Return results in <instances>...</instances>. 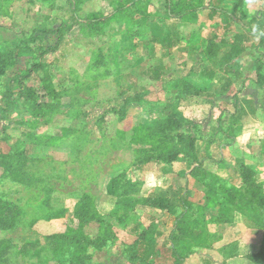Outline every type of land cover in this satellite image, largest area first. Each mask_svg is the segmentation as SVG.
Returning a JSON list of instances; mask_svg holds the SVG:
<instances>
[{"label": "rangeland", "instance_id": "obj_1", "mask_svg": "<svg viewBox=\"0 0 264 264\" xmlns=\"http://www.w3.org/2000/svg\"><path fill=\"white\" fill-rule=\"evenodd\" d=\"M77 1L0 0V54L12 56L2 82L12 89V101L17 100L6 119L0 115V155L21 153L26 158L22 172H30L34 179L27 184L13 180L0 163V219L9 206L24 218L20 227L0 228V250L6 249L0 264H59L51 245L59 240L58 235L68 237L60 261L74 257L79 249L74 260L84 256L83 262L90 264H133L125 246L136 241L130 229L137 221H142L140 229H164L159 244L173 247L169 236L165 237L172 229L178 236L185 231L196 238L198 231L205 229L207 234V225L216 224L214 217H232L228 222L240 219L221 226L228 242L226 259L237 257L239 261L233 264L255 263L251 252L264 251V210L251 205L241 166L254 167L264 185V125L239 109L242 96H232L238 88L230 95L207 92L201 97L177 98L176 85H170L187 74L209 85L207 73L212 67L217 69L218 63L208 60L207 49L218 57L227 54L230 47L222 41L238 32L249 34L248 49L240 59L250 63L246 81L252 85L255 60L264 66V0H176L189 11L196 8L189 5L203 1L195 10L197 16L188 17H170L168 0ZM211 6L229 10L230 15L217 11L210 19ZM95 15L101 21L110 20L92 31L88 18ZM254 22L262 23V29L253 30ZM179 35L188 43L169 49L168 37ZM164 63L169 65L168 75L154 80L151 68ZM1 98L0 94V107L5 108ZM175 100L193 123L189 135L198 149L202 171L201 175L195 172L198 177L192 173L195 164L185 158L170 166L146 162L150 154L176 146L167 136H160L164 117L173 113L166 104ZM257 102L264 106V93ZM259 119L264 120V114ZM168 133L177 136L185 131ZM165 167L170 171L166 181L160 180ZM123 177L132 184L124 185L119 197L109 195L108 183ZM149 177L154 183H148ZM211 187H216L217 194L209 203ZM164 192L176 194L177 214L157 204L137 202L131 209L122 204L129 198ZM228 192L245 194L231 196L233 201L224 207L216 204ZM118 217L128 218L119 222ZM191 217L198 223L189 230ZM102 223L109 228L106 238L96 245L93 241L102 235ZM248 229L257 230L256 241L247 237ZM203 233L208 241V234ZM28 241L37 243L20 249ZM180 250L178 241L176 258L181 261L184 253ZM173 259L165 264H174Z\"/></svg>", "mask_w": 264, "mask_h": 264}, {"label": "trees", "instance_id": "obj_2", "mask_svg": "<svg viewBox=\"0 0 264 264\" xmlns=\"http://www.w3.org/2000/svg\"><path fill=\"white\" fill-rule=\"evenodd\" d=\"M77 1V0H76ZM81 0H78L76 3H80ZM133 1V3L137 4L138 2L142 1V0H130ZM149 1V0H146ZM189 4H192L189 2ZM200 5L203 6V1H200L198 4H194V5H189V6H193L196 7L195 10L198 7H201ZM79 8V6L77 7ZM167 12L168 15L171 17L174 15H178V17H188L189 14H195L196 16V11L195 10H186V7H180L179 1L176 0H168L167 3ZM211 9L213 12L217 13V11L226 13V14H230L229 10L226 9H222V8H218L216 6H211ZM89 22L88 24L91 26V30L92 31H97L99 29V27H101L102 24H107L108 21L110 20V17L104 18L103 21H101L100 19L96 18V15L88 18ZM85 22V21H84ZM102 23V24H101ZM262 23H258V28L262 29L261 26ZM97 28V29H94ZM259 32H262L261 30ZM264 36V33L262 32V34ZM247 38L246 34H239L236 35V40H238V42H244L246 41L245 39ZM250 39V38H249ZM248 39V40H249ZM261 40L264 41V37L261 38ZM173 44V43H172ZM170 45V44H169ZM242 51L241 47L238 46L237 44H234L230 53L228 55H226V59L230 60L232 59L233 56L238 55L240 52ZM12 62V56H8V58H4L3 55L0 54V94L2 97V101L4 102V104L6 105V107H0V115H2V118H6L7 114L14 108H16V103L17 100L12 101V89L10 88L9 85L4 86V83L2 82V79L6 76L7 74V70L8 67L10 65V63ZM263 66V64H261ZM258 67V71L260 74V70L262 71V73L260 74V83H264V71L262 70V66ZM154 75L156 77V79L160 78V68L154 69ZM174 85H176L175 87L177 88L178 91V95L179 97L177 98H181V97H185L187 95H192V96H203L205 94V89L201 88L199 86H194L192 84H190V82L186 79V78H181L178 79L177 81L174 82ZM173 85V86H174ZM27 96V97H26ZM26 99H29V94H26ZM16 101V102H15ZM246 103H248L249 105V110L252 111V101H248L247 99H245ZM15 102V103H14ZM131 102V101H130ZM16 105V106H15ZM166 108L170 109L173 113L170 114L169 116H165L163 123L160 125V136H167L168 138H170L169 140L173 141L176 146L172 147V148H168L165 151H162V153L160 152L159 155H154V154H150L148 156V158L146 159V162L148 161H155L156 163L160 162L162 164H167V165H172L174 164L176 161H178L180 158H185L186 160H189L191 162H193V165L195 164V168H194V172L192 171V173H194L195 177L196 173L198 172L200 167V159L198 156V149L196 148L195 145V140L194 139H190V133L189 130H191L190 125H192V121L188 120L184 114L179 111V106H178V102L177 100H175L174 102L170 103V104H166ZM251 108V109H250ZM250 111V112H251ZM168 131H177V132H184L185 133H181L180 135L177 136H171L170 133H168ZM195 139L197 138L196 135H194ZM163 140H165L163 138ZM26 158L21 154V153H17V152H13L10 154H4L2 153L0 155V163L3 165L4 171L6 172V174H8V176H12L13 180H20V182L23 184H27L30 181L32 182V180L34 181V179H32L33 175L30 172H22V169L24 167H26ZM164 166V165H163ZM241 176H242V181L245 184V188L248 192L249 195V200L251 199L252 202V206H254V208H258V209H262L264 210V185L263 182H260L258 180V178L256 177V172L249 166V164L244 163L241 166ZM21 170V171H20ZM164 171H166V167L165 169H163ZM22 172V173H21ZM202 171H199V174L201 175ZM32 184V183H31ZM132 184V181L130 179H126V177L123 178H114L112 179L108 185H107V192L109 195L114 196V197H119L120 195V190L124 185H130ZM45 186V184H44ZM216 187H211L208 191V197H209V203L213 202L214 197L216 196L217 192L214 191ZM237 191V190H236ZM235 192V189H234ZM231 192H228L226 194H224L223 200H220V202H218V200H216V204H221L226 205V203H230L231 201H233L234 197L231 198V196H236V197H242L245 193H241L239 192L238 194H233ZM173 196V198H172ZM86 198V197H85ZM140 202L142 204H157L160 205V209H166L167 211H171L174 215L177 214V207L179 206L178 203H180V201L177 200V196L176 194L174 195H170L167 194V192L164 193H160L159 195H152L149 196L148 198H144V197H140L139 199H134V198H129L126 201H122V204L125 207L128 208H133L134 205ZM182 202V200H181ZM184 204H187V202L184 201ZM189 205H187L188 207ZM181 207V206H180ZM185 208V207H184ZM8 213L7 215H5L3 219H0V228L1 229H15L17 227H20L23 223V217L20 219L16 213V207H12L9 206L7 208ZM13 214V215H12ZM85 214V213H84ZM264 215V212H263ZM54 217V216H53ZM90 219H95L96 217H89ZM126 218V219H125ZM118 217L119 221L123 222L125 220H127L128 217ZM188 218V217H187ZM193 217L190 218L191 222L189 224H191V226L193 224H195V226L197 225V221L195 222L193 219ZM85 220V219H84ZM189 220V221H190ZM215 221H220L222 220V217H214ZM136 224L141 225V223L139 221L136 222ZM109 228L108 224H104L102 223V229H101V236L100 238H98V240L93 241L94 244L96 245H100L101 244V239L102 238H106V231ZM155 234L157 236L160 235L159 232L154 231L153 229L149 228L147 230H145L144 234H142V240L140 242H142V250H135L134 246H138L139 245V241H135V243L128 248V259L133 263V264H151V259L154 258L156 256V247H157V239L155 238ZM77 236L81 239L84 238L83 233L81 234L80 232H77ZM59 240H57L56 242L51 243V245L53 246L52 249V253L56 254L57 253V257L55 258L56 262L59 264H90V263H85L83 262V258L84 256L80 257L76 260H74V258L77 255V252L79 251V249H77L75 251V256L74 257H70V259L66 260V261H60L61 256L64 253V245H63V241L64 239H68V237H66L65 235H58ZM179 236H175V238H177L178 240ZM199 238V239H198ZM197 240H201L200 237H198ZM186 238H183V241H181V243H179L180 247L182 246H187L185 243ZM179 241V240H178ZM37 242L36 241H28L26 242L24 245H22L20 247V249L24 250L26 249L27 246L31 247L34 246ZM178 245H176L177 247ZM6 251V249H1L0 250V257L4 256V252ZM2 259V258H0ZM253 259L255 261L256 264H264V251H262L259 254H256L253 256ZM59 260V261H57Z\"/></svg>", "mask_w": 264, "mask_h": 264}, {"label": "crops", "instance_id": "obj_3", "mask_svg": "<svg viewBox=\"0 0 264 264\" xmlns=\"http://www.w3.org/2000/svg\"><path fill=\"white\" fill-rule=\"evenodd\" d=\"M142 1H145V0H142ZM142 1H140V2H142ZM149 1H147V2H149ZM140 2H138V3H140ZM166 6H167V1H166ZM197 12L198 11H196V16L198 14ZM217 14H218V12L215 13L211 9V11L209 13V18L214 19ZM226 15L229 16L230 14H226ZM252 29L257 30L258 29V23L254 22ZM192 34L193 33H191V36H192ZM239 34H244V32L243 33L238 32L236 34H233L232 37H225L223 39L222 42H224V44L226 46L229 45V47H230L229 49H227L228 50L227 54H223L220 57H218V56H215L216 55L215 51H213L212 49H207L208 55H206V56L208 57V60L216 59L217 63H218L217 69L213 70V67H212L211 71H209L207 73L209 76V78L207 80V82H209V85H204V84L202 85V84L196 82L194 79H192V76H190L188 74L180 77L179 79L186 78L190 82V84L204 88L206 90L205 93L209 92L210 96L211 95L214 96V94H220V95H227L228 94V95H230L234 88H238L237 92L235 91L234 93H232V96H235L236 94H240V96H242V98L239 99V102L241 101L240 102L241 105L239 104V109L244 111V113H247L248 116L252 118V120L258 121L259 123H263L262 125H264L263 119L258 120L259 115L264 114V106L263 107L259 106V104L257 102L258 98H260V96L264 93V83L259 82L260 74L262 73V71L260 70V74H259L258 67L261 65V62L258 61V59L255 60V63L253 65L255 76L252 75L253 76V78L251 80L252 85L249 84L250 85L249 86L247 84V81H246V78H248L249 75L246 74V71L249 70L250 63H247L246 60H241L240 57L248 49L246 44L249 43L248 41L250 39L248 40L249 34H247L246 35L247 38L245 39L246 41H244L242 43L238 42V40H236V35H239ZM195 37H197V35H195ZM156 38L160 40L159 37H156ZM230 38H232V40L229 41L230 44H227L228 40ZM174 39H175V41H174ZM188 41H190V40L188 39ZM187 43L188 42L184 41V37H182L181 35H179L175 38L169 36L167 39V45L166 46L170 49V48H176L179 46L180 47L185 46ZM214 43H215V41H214ZM234 44H237L238 46H240L242 51L238 55L233 56L232 59L227 60L226 55H228L230 53ZM189 45L192 46L191 41H190ZM195 46H196V44L194 45V47ZM198 46H201V45H198ZM207 62H209V61H207ZM157 68H160V78L159 79L161 81V79H163L166 75H168L169 65L164 63V64H160V66H155L151 69H157ZM262 70L264 71V66H262ZM218 72L221 74V76H219ZM151 75L153 76L154 80H159V79H156L154 72H152ZM177 80L178 79L173 80L170 86H173L174 82ZM187 96L190 97L192 95H187ZM196 97H199V96H196ZM245 99H247L248 101L249 100L252 101V104H251L252 108H253L252 111L249 110V108H248L249 105H248V103H246ZM178 104H179V102H178ZM254 116H256L257 118H255ZM235 117H236V121L239 120V118L237 116H235ZM2 119H6V118H2ZM4 121H6V120H4ZM0 142H2V141H0ZM263 155H264V153H263ZM249 166L255 171L254 167H252L251 165H249ZM168 171L169 170L163 171L162 174H160L161 175L160 180L166 181L168 179V177H169L168 174L170 172V171L169 172ZM255 172L257 174V171H255ZM186 218L187 217H182V220H184ZM241 218H242V220L244 219L243 217H241ZM228 219L222 218V220H220V221H215L213 218L214 223H216V224H214V225L208 224L207 225V227H206L207 228V234H208V236H214L215 237V238H213L214 240L210 239L208 236H207L208 241L204 240L205 237L202 236V233L203 232H204L203 234L206 233V230L204 229L205 227H203L204 230H200L196 233V238L194 237V235L191 232L189 234H187L185 231H182V235L178 237V240H179V243H181V241H183V238H186L185 243L187 246L180 247L182 249L180 251L184 253V255L182 254L181 261L179 258H176V256H177L176 254H178L179 251H176V245H178V240H177V238H175V236L177 234V233H175V229H172L170 231L169 235H165V237L169 236V241L173 244V247H172V245H170V243H164L163 245L159 244V238L164 236L163 235L164 229H162L160 227V232H159L160 237H158L157 235H156V237H158V239L155 237L157 239V243H158L157 247H156V256L154 258H152L153 260L152 259L151 260L154 261V264L155 263L156 264H165L166 262H169L171 260L172 256L173 257L175 256V259H173L175 262L174 264H178V263L181 264V262L182 261L185 262V260L187 262H189V261L193 262L195 260V262H196L195 264H223L225 262V260H226L227 264H231L235 260L239 261V259L237 257H233V256H231L230 258L228 257V259H226V256H227L226 249L228 246L227 245L228 242L225 243L226 237L224 234H222L221 226H224V225L231 226L230 224H235L237 222V219H239V218L236 217V221H234V222H228V221L233 220L232 217H228ZM179 221H181V218H179ZM139 222L141 223L142 221L140 220ZM190 222H191V220L190 221L188 220V222H187L188 226L190 227L189 230L191 229V227H193V226H191V224H189ZM226 222H228V223H226ZM205 224H207V222H205ZM140 226H142V223H141V225L135 224V226L131 227V229H130V233L133 234V236H137L136 241L137 242L139 241V245L134 246L135 250H142V247H143L142 242H140V241L142 240V238H141L142 234H144L146 229L145 228L140 229ZM194 227H196V226H194ZM219 228H220V231H219L220 233L218 232ZM247 228L248 227H246L245 229L247 230ZM207 234H205V236ZM198 237H200V239H201L200 241L197 240ZM247 237L256 241L257 238L259 237V234H258L257 230L256 231L255 230L250 231L248 229ZM248 241H249V239L247 240V242ZM251 244L254 245L256 243H254L252 241ZM131 245H133V244H130L128 246L126 245L125 247H129ZM262 250H263V246H262V248H260L259 251H262ZM251 253L254 255L257 254L256 251H252ZM246 258L250 259L249 257H246ZM220 261H221V263H220ZM251 263L255 264L253 261Z\"/></svg>", "mask_w": 264, "mask_h": 264}, {"label": "clouds", "instance_id": "obj_4", "mask_svg": "<svg viewBox=\"0 0 264 264\" xmlns=\"http://www.w3.org/2000/svg\"><path fill=\"white\" fill-rule=\"evenodd\" d=\"M148 183H149V184L154 183V178H153V177H149V179H148Z\"/></svg>", "mask_w": 264, "mask_h": 264}]
</instances>
